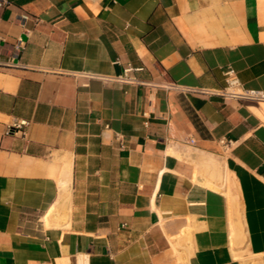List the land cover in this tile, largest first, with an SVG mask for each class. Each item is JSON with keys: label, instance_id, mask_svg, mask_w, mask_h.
Segmentation results:
<instances>
[{"label": "crops", "instance_id": "1", "mask_svg": "<svg viewBox=\"0 0 264 264\" xmlns=\"http://www.w3.org/2000/svg\"><path fill=\"white\" fill-rule=\"evenodd\" d=\"M6 1L0 264L264 257V103L209 93L264 88V0Z\"/></svg>", "mask_w": 264, "mask_h": 264}, {"label": "built area", "instance_id": "2", "mask_svg": "<svg viewBox=\"0 0 264 264\" xmlns=\"http://www.w3.org/2000/svg\"><path fill=\"white\" fill-rule=\"evenodd\" d=\"M8 5L6 0H0V6ZM26 19V17H23ZM133 70H141V68H132L130 65L124 68L123 74L117 79L121 82L132 83L134 79L131 77ZM225 84L218 90L209 91L210 94H216L226 99H232L239 103L253 102L264 103V88H247L242 85L238 79L235 70L231 66H227L224 69ZM26 121H17L11 128L20 129L25 126ZM11 128L7 130L10 132Z\"/></svg>", "mask_w": 264, "mask_h": 264}, {"label": "rangeland", "instance_id": "3", "mask_svg": "<svg viewBox=\"0 0 264 264\" xmlns=\"http://www.w3.org/2000/svg\"><path fill=\"white\" fill-rule=\"evenodd\" d=\"M215 165H218V163L214 162L212 166L204 163L203 165H201V168L203 166L204 171L207 172L208 170H213L214 167H216ZM217 178L220 181L218 188L221 191H223L225 195H231L232 197H235L236 192H237V185L235 184L232 177L228 173H225V174L220 173V174H217ZM257 256L258 255H253V256L243 258L239 255L241 264H251L252 260L257 259V258L264 260V257H261V256L257 257Z\"/></svg>", "mask_w": 264, "mask_h": 264}, {"label": "bare ground", "instance_id": "4", "mask_svg": "<svg viewBox=\"0 0 264 264\" xmlns=\"http://www.w3.org/2000/svg\"><path fill=\"white\" fill-rule=\"evenodd\" d=\"M217 185H218L217 183L213 182V183L210 185V189L215 188ZM49 209H50V208H49ZM48 211H49V212L47 213V215L43 217V219H44V221H45L46 224H48V223L51 222L52 217H53V216L55 215V213H56V207L53 206V207H52L50 210H48ZM61 213H62V212H61ZM60 218L62 219L63 216H61ZM54 219H55V218H54ZM63 223H64V222H63ZM231 228H232V227H231ZM229 229H230V227H229ZM230 233H232V230H230ZM231 235L233 236V234H231ZM231 235H230V237H231ZM233 257H235L237 260L240 261V257H239L238 254H234Z\"/></svg>", "mask_w": 264, "mask_h": 264}]
</instances>
